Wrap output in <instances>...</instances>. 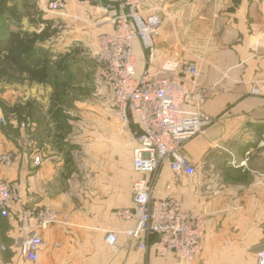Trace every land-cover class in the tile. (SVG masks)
<instances>
[{
  "label": "crops",
  "instance_id": "0c3cea01",
  "mask_svg": "<svg viewBox=\"0 0 264 264\" xmlns=\"http://www.w3.org/2000/svg\"><path fill=\"white\" fill-rule=\"evenodd\" d=\"M66 1L94 9L101 29H113L114 11L95 10L87 0ZM142 9L161 15L163 23L152 47L134 40L137 75L147 67L158 78L181 74L184 64L195 63L200 94L191 95L185 108L214 118L181 148L195 174H177L166 161L154 195L163 196L170 184L183 208L205 212L203 249L192 264H255L264 251V0H142ZM116 118L103 124L101 141L84 147L86 167L78 155L47 142L35 150L42 160L36 166L31 135L21 152L0 134V151L15 154L11 166L0 167V179L27 203L52 207L70 221L43 231L39 259L30 262L20 255L16 217L0 215V264H183L175 255L157 254V235L143 250L126 233L135 221L118 211L134 205L132 185L142 176L133 168L141 121L134 112L128 122ZM110 231L119 234L116 245L106 241Z\"/></svg>",
  "mask_w": 264,
  "mask_h": 264
},
{
  "label": "built area",
  "instance_id": "2783aa9c",
  "mask_svg": "<svg viewBox=\"0 0 264 264\" xmlns=\"http://www.w3.org/2000/svg\"><path fill=\"white\" fill-rule=\"evenodd\" d=\"M87 1L100 11H114L111 17L113 29L103 30L98 37V73L112 92L116 114L128 122L129 113L134 112L141 121V131L133 149V168L142 176L132 185L134 205L120 209L118 214L123 219L135 221L126 233L136 241L138 248L147 250L151 236L157 235L152 246L158 255H175L181 263L192 264L203 249L205 212L183 208L170 184L163 196L156 197L154 191L166 161L177 174L194 175L196 172L195 165L181 148L189 139L204 133L214 120L200 109L185 108L191 95L200 94L196 82L199 68L195 63H186L181 74L158 78L147 67L137 75L134 40L140 39L145 48L152 47L163 17L157 13L145 15L142 0ZM66 3V0H51L48 9L60 13ZM188 75L192 77L190 81ZM33 160L36 166L42 163L39 154L34 155ZM14 161L13 152L0 153V167L11 166ZM0 215L16 217L21 232L20 255L30 262L39 259L44 230L55 224L70 223L67 215L52 207L27 203L17 189L1 179ZM118 238L115 231L106 235L110 245H116ZM255 264H264V251L259 253Z\"/></svg>",
  "mask_w": 264,
  "mask_h": 264
},
{
  "label": "rangeland",
  "instance_id": "374dc122",
  "mask_svg": "<svg viewBox=\"0 0 264 264\" xmlns=\"http://www.w3.org/2000/svg\"><path fill=\"white\" fill-rule=\"evenodd\" d=\"M5 1L10 5L19 3L20 7L23 0ZM29 1L37 5L43 18L51 21V36L41 43L51 50V76L45 82L32 81L0 60V134L14 141L21 152L28 149L24 141L31 135L35 154L47 142L65 155H78L86 167L84 147L89 140L101 141L103 124L118 116L112 92L98 73L96 49L102 22L94 9L71 2L60 13H54L48 9L51 0ZM30 11L20 24L1 15L0 24L4 26L0 35L9 29L40 32L43 25L32 21L38 19V13L33 8ZM59 62L66 68H58ZM31 125L35 130L30 132ZM66 139L73 143H66Z\"/></svg>",
  "mask_w": 264,
  "mask_h": 264
},
{
  "label": "trees",
  "instance_id": "16d2710c",
  "mask_svg": "<svg viewBox=\"0 0 264 264\" xmlns=\"http://www.w3.org/2000/svg\"><path fill=\"white\" fill-rule=\"evenodd\" d=\"M20 5V7L19 3L18 5H10L7 1L0 0V16L12 17L20 24L22 18L26 16L27 12L30 13V9L33 8L38 13V19L35 18L32 21L43 25L42 30L30 33L9 29L5 35H0V60L5 61L18 74H26L27 78L32 81L45 82L51 76L52 54L50 48L41 43L51 36V21L43 18L35 3L23 0ZM20 8H23L26 13L20 11ZM3 22L5 21L3 20ZM3 24H0V30L3 29ZM57 67L63 69L66 68V65L59 62Z\"/></svg>",
  "mask_w": 264,
  "mask_h": 264
}]
</instances>
